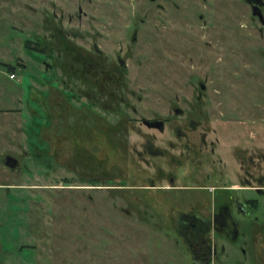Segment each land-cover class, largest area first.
<instances>
[{
  "label": "rangeland",
  "instance_id": "374dc122",
  "mask_svg": "<svg viewBox=\"0 0 264 264\" xmlns=\"http://www.w3.org/2000/svg\"><path fill=\"white\" fill-rule=\"evenodd\" d=\"M250 17L246 0H0V153L18 161L0 162V264H264L252 217L218 257L193 256L179 214L207 219L209 195L156 177L145 160L167 158L172 131L140 121L254 117L264 145ZM152 132L161 158L134 151Z\"/></svg>",
  "mask_w": 264,
  "mask_h": 264
},
{
  "label": "flooded vegetation",
  "instance_id": "af4514ba",
  "mask_svg": "<svg viewBox=\"0 0 264 264\" xmlns=\"http://www.w3.org/2000/svg\"><path fill=\"white\" fill-rule=\"evenodd\" d=\"M246 1L251 9L250 19L255 23L258 37L261 39L264 35V0ZM119 59L122 60L118 56V62ZM119 64L124 65V61ZM114 70L119 73L118 69ZM114 70L110 72L102 70V79L104 74L113 75ZM199 98L198 94L197 99ZM96 108L102 112L105 104L103 102L97 104ZM178 113H182V110L179 109ZM143 119L140 118L141 123L149 129L158 130L160 133L164 130L172 131L166 134L164 146L167 148V158L160 163L155 162L154 165L145 160L146 164H150L149 167L156 171V177L164 178L168 184L167 188L193 186L203 194L209 195L211 208L207 219L194 212L179 214L181 225L189 227L187 243L197 260H208L215 255L218 257L219 253L225 250L222 241L218 242L219 237L229 243H237L244 239L248 231L246 227L248 218L252 217L258 223L262 219L263 223L259 225L263 230L264 145L261 134L260 136L257 134L260 130L253 126L260 124L258 118L247 119L220 113L219 116L209 118L207 131L200 132L199 118L185 117L174 123L175 126L171 128L168 124H171L172 118L149 119L162 120L161 125H148ZM100 120L102 121V118ZM195 131L198 132L194 133ZM98 135L101 136V133ZM149 135L152 138L142 139L139 148L134 146V151L139 153L144 150L149 156L161 158L165 154L164 146L156 142L155 133ZM83 152L87 153L86 146ZM7 155L9 154L0 153L2 164L7 165L5 163L8 160ZM99 174L101 180L102 170ZM143 178L147 181L145 186L160 187L153 180L151 173L145 172ZM181 179L185 180L186 185L177 183ZM86 184L82 187L87 188ZM96 188H103V184L101 182L96 184ZM259 230V227H255L249 231L257 233ZM208 232H212L211 236H207Z\"/></svg>",
  "mask_w": 264,
  "mask_h": 264
},
{
  "label": "water",
  "instance_id": "95a60500",
  "mask_svg": "<svg viewBox=\"0 0 264 264\" xmlns=\"http://www.w3.org/2000/svg\"><path fill=\"white\" fill-rule=\"evenodd\" d=\"M119 62H122V60L119 59ZM200 87L201 88H204V85L203 84H200ZM178 111H179V109L176 108L175 109V112L178 113ZM143 122L146 123V124H148V125H157V124H160L161 125L163 123L162 120L150 121L149 119H145V118L143 119ZM6 158L8 160L5 163L8 166H10L11 168H14L17 165L18 161H17V159L15 157L10 156V155H7Z\"/></svg>",
  "mask_w": 264,
  "mask_h": 264
},
{
  "label": "trees",
  "instance_id": "16d2710c",
  "mask_svg": "<svg viewBox=\"0 0 264 264\" xmlns=\"http://www.w3.org/2000/svg\"><path fill=\"white\" fill-rule=\"evenodd\" d=\"M27 42H29V40H27Z\"/></svg>",
  "mask_w": 264,
  "mask_h": 264
},
{
  "label": "crops",
  "instance_id": "0c3cea01",
  "mask_svg": "<svg viewBox=\"0 0 264 264\" xmlns=\"http://www.w3.org/2000/svg\"><path fill=\"white\" fill-rule=\"evenodd\" d=\"M14 89H16V87Z\"/></svg>",
  "mask_w": 264,
  "mask_h": 264
}]
</instances>
